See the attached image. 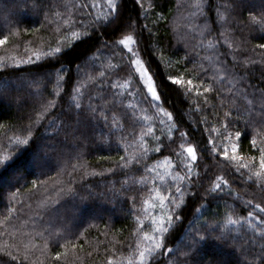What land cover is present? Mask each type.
Returning a JSON list of instances; mask_svg holds the SVG:
<instances>
[{
  "label": "trees",
  "instance_id": "16d2710c",
  "mask_svg": "<svg viewBox=\"0 0 264 264\" xmlns=\"http://www.w3.org/2000/svg\"><path fill=\"white\" fill-rule=\"evenodd\" d=\"M115 3L118 19L107 0H0V264H139L140 229L153 235L150 217L171 214L169 201L162 250L145 264H264V188L219 155L236 143L258 169L264 28L251 18L264 0ZM196 228L205 239L185 256Z\"/></svg>",
  "mask_w": 264,
  "mask_h": 264
},
{
  "label": "snow or ice",
  "instance_id": "6c2138e0",
  "mask_svg": "<svg viewBox=\"0 0 264 264\" xmlns=\"http://www.w3.org/2000/svg\"><path fill=\"white\" fill-rule=\"evenodd\" d=\"M36 2L38 3L39 0H36ZM107 2H108L109 8L112 9L113 11L117 12V19H118V17H119V5H117L115 3V0H107ZM234 3H235V0H231V3L229 5V7H231V4H234ZM194 6L197 7V8L199 7L198 4H196ZM251 19H252V21L254 23H258V24L261 25L262 28H264V14H262L259 17V19H257L256 17H252ZM115 22H116V19H111V20L107 21L108 24H114ZM73 35H76V33H73ZM7 40H8V37H6V36L4 38L0 39V45L5 44ZM131 40H132L131 36H125L124 39L119 41V43L122 44V45L127 46L128 42H130ZM260 47L264 48V44H261ZM53 51L58 53V52H60V49L56 48V49H53ZM129 52H131V49H129ZM132 63H134L137 66V70L140 71L141 78L144 80V83L147 85L148 92L151 93L153 98L158 99L159 97H157L156 90H155V88L153 86V83H152V77L148 76L146 71L143 70V65H141L139 60H134V61H132ZM103 75H104V73H101V76H103ZM169 79L172 81V83L174 85H181L183 83V80L180 77H170ZM111 87L112 88H116L117 85L113 83L111 85ZM187 87H188L189 90H191L194 87L192 79L187 80ZM197 91H199V89H197ZM204 91L207 92L208 89L205 88ZM48 106H50V105H45L44 107L47 108ZM76 107L80 108V105L77 104ZM225 115H227V113ZM233 123H234V121L228 120L227 126L231 127V125ZM26 131H28L29 136H30L31 135V128L27 129ZM241 136H242V132L240 130H236L235 131V137L236 138H240ZM16 143L20 144V145H27L29 143V139H28V137H25L23 139L18 137L17 140H16ZM252 145L254 147L256 146V141L255 140L252 141ZM213 151H215V149H213ZM231 151H232L233 155H231V157H229V145L227 144V142H225L224 150H223V152L219 153V155L223 156L226 161L228 159H230L232 162H236L237 171H239L240 169H248L249 173H250L249 176H248V179L249 180H254V182L258 183L261 188H264V147H261L259 149V153L260 154H259V158H258V169L252 163V159H255V158H251L246 163H240L241 157L239 155H236V151H237V144L236 143H232L231 144ZM187 153H188V156L190 157L191 160L195 161L197 159L195 151L193 150V148L191 146H189L187 148ZM9 159L10 158L8 156H0V165H3ZM136 163L137 164L140 163L139 158H137ZM188 171L190 173V169ZM177 178H179L181 180L184 179V177H173V180H175ZM144 179L145 178L142 176L141 177V181H143ZM159 179L161 181H163L165 179L164 175H160ZM216 179H217V181H219L220 177H216ZM224 183L226 184L227 182L225 181ZM208 190L211 191V192H218V191L222 190V185L219 184V183H216ZM175 194H179V195L183 194V186L182 185L175 187ZM157 196H158L159 206H160L161 209H163L164 208V204H165V200L167 198L165 196H163V195H160L159 193H157ZM144 203L147 204L148 202L145 201ZM169 203L172 204V207L170 209L171 214H169V212H162L158 217L157 216L150 217V220H151V231H152V233H154L153 235H148V233L145 232L143 228L140 229V231L144 233L143 239L148 242V246L146 248H144L143 250L139 251V255H138L139 264H145L146 254L148 256H151L153 258V260H154L155 259V254L157 253V251L158 250H162V244H163L162 237H163L164 233L168 232V227H166V225H170L172 223L173 217H174L175 212H176V204H175V202L174 201H169ZM248 203L250 204L251 201H248ZM151 207L155 208L156 204L153 203L151 205ZM255 208L259 212H264V208H262L260 204H256ZM248 216L252 217L253 213L249 212ZM176 218L178 219L179 217H176ZM228 223L236 224L237 221L232 220L231 217H229ZM260 223L262 225H264V220H261ZM252 227L255 228L254 225ZM209 229L212 232L217 231V227L212 226V225H209ZM204 239H205V237L203 235H201L200 228H196L195 231H193L191 233L190 242L186 245V248L188 249V252L185 253V256H187V255H189V253L193 252V250L196 249L197 244L199 242H201L202 240H204ZM217 239H223V232L222 231L217 236ZM72 247H76V246L73 245ZM60 256H61V253L57 252L56 253V258L59 259ZM109 264H112L111 259L109 260ZM130 264H131V262H130ZM175 264H184V262L177 260L175 262Z\"/></svg>",
  "mask_w": 264,
  "mask_h": 264
},
{
  "label": "rangeland",
  "instance_id": "374dc122",
  "mask_svg": "<svg viewBox=\"0 0 264 264\" xmlns=\"http://www.w3.org/2000/svg\"><path fill=\"white\" fill-rule=\"evenodd\" d=\"M131 44L132 42H128L127 46L123 45L125 50L129 51V48L131 47ZM142 65V63H141ZM132 68L134 70V72H136L137 74V77L140 79V82H141V85L143 86L146 94L152 99V100H155V98L152 97L151 93L148 92V89H147V85L144 83V80L141 78V75H140V71L137 70V66L133 63L132 65ZM143 70L145 71L144 67H143Z\"/></svg>",
  "mask_w": 264,
  "mask_h": 264
}]
</instances>
